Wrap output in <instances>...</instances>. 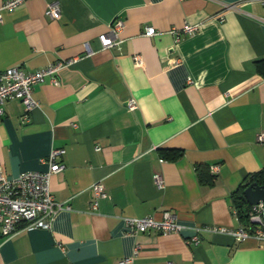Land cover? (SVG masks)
<instances>
[{"label":"crops","instance_id":"obj_1","mask_svg":"<svg viewBox=\"0 0 264 264\" xmlns=\"http://www.w3.org/2000/svg\"><path fill=\"white\" fill-rule=\"evenodd\" d=\"M53 1L56 18L46 14ZM1 16L0 71L75 60L57 85L48 76L34 85L29 111L18 99L4 104L3 174L46 170L49 151L64 148L50 188L68 208L49 229L0 235V264H264L255 238L203 228L243 223L234 199L264 168V0H25ZM118 17L122 41L104 48L99 35ZM184 23L199 28L175 42L168 31ZM147 25L157 33L143 35ZM166 149L181 155L166 158ZM97 180L107 195L91 209ZM163 210L180 233H127L124 216Z\"/></svg>","mask_w":264,"mask_h":264},{"label":"built area","instance_id":"obj_2","mask_svg":"<svg viewBox=\"0 0 264 264\" xmlns=\"http://www.w3.org/2000/svg\"><path fill=\"white\" fill-rule=\"evenodd\" d=\"M25 0H5L0 6V21L2 20V9H13ZM46 14L56 18L60 14L58 1L48 3ZM222 18V17H221ZM124 21L120 17L116 18L109 30L99 35V39L104 48L117 45L122 41L121 32ZM199 28L198 23H184L181 27H172L168 32L173 34L174 41L178 42L182 35L192 34ZM157 33L153 25H147L142 34L153 36ZM85 49L88 50L87 44ZM135 65L141 66L143 59L139 53L132 55ZM75 59L58 60L44 67L29 71L21 66H12L0 71V116L4 114V104L9 99H18L24 106L25 111H29L37 105V100L33 97L34 85L42 82L45 77H50L53 84H58L57 71L63 66L71 64ZM135 106L134 99H129L128 107ZM27 118V117H26ZM256 139L264 141V131L257 134ZM99 147H96L98 149ZM64 148H53L49 151L45 162L48 167L46 170H23L15 176L3 174L0 166V235L11 236L21 226L29 228L49 229L57 212L63 207L64 203L55 200L51 188V176L64 169V163L56 161L57 156H62ZM213 166L212 170H216ZM155 183L161 186L162 178L158 173L153 175ZM91 209H97L101 198L107 195L104 185L100 180L94 181L90 185ZM236 213V211H234ZM127 233L136 234L139 232L156 231L161 234L180 233L184 228L179 223L176 215L169 210H163L160 217L149 214L141 217L124 216ZM204 229L216 232H226L236 240L242 241L248 237H253L264 244V200H259L256 204L250 205L247 212V222L237 226L225 228L215 225L203 226ZM191 241L198 242L197 234L191 237ZM138 251L136 246L133 252ZM133 256L125 257L120 262L131 261ZM167 264H175L168 262Z\"/></svg>","mask_w":264,"mask_h":264},{"label":"trees","instance_id":"obj_3","mask_svg":"<svg viewBox=\"0 0 264 264\" xmlns=\"http://www.w3.org/2000/svg\"><path fill=\"white\" fill-rule=\"evenodd\" d=\"M166 158L176 159L181 155L180 150L176 149H166L163 151L162 154ZM201 167H197V176L201 179L200 172ZM207 183H211V177H208L206 180ZM250 182H257L258 184H264V168L252 173L247 181L242 185L241 189L238 191L235 199H234V207L236 208V213L238 218L243 221V223L247 222V212L250 207V204L247 203L244 195L243 189L250 183Z\"/></svg>","mask_w":264,"mask_h":264},{"label":"water","instance_id":"obj_4","mask_svg":"<svg viewBox=\"0 0 264 264\" xmlns=\"http://www.w3.org/2000/svg\"><path fill=\"white\" fill-rule=\"evenodd\" d=\"M243 195L248 204H256L259 200H264V184L250 182L244 189Z\"/></svg>","mask_w":264,"mask_h":264}]
</instances>
